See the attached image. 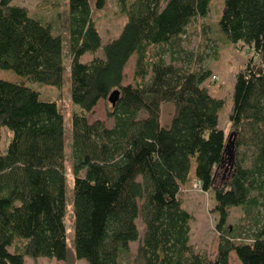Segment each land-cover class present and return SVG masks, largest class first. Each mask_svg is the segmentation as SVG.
I'll return each mask as SVG.
<instances>
[{
    "label": "trees",
    "instance_id": "16d2710c",
    "mask_svg": "<svg viewBox=\"0 0 264 264\" xmlns=\"http://www.w3.org/2000/svg\"><path fill=\"white\" fill-rule=\"evenodd\" d=\"M117 1L125 22L103 43L91 20L103 0H64V33L0 0V71L28 81L0 80V264L71 255L85 264L122 256L127 264H229L231 253L239 264H264V0H220V35L252 53L233 77L226 131L218 124L225 103L204 87L209 72L174 65L187 28L214 0ZM64 84L67 119L59 98L39 94ZM101 101L111 128L87 120ZM169 104L162 126L160 107ZM187 182L211 195L214 253L189 244L192 216L180 199ZM232 210L241 215L229 226Z\"/></svg>",
    "mask_w": 264,
    "mask_h": 264
},
{
    "label": "rangeland",
    "instance_id": "374dc122",
    "mask_svg": "<svg viewBox=\"0 0 264 264\" xmlns=\"http://www.w3.org/2000/svg\"><path fill=\"white\" fill-rule=\"evenodd\" d=\"M56 4L48 7V1L46 0H14V2L25 7L28 12L36 18H40L45 22L52 25L54 31L58 33H64L66 28L64 11V0H53ZM117 0H103L102 6L98 10H92L91 20L94 22V27L98 32L101 42L107 43L110 39L115 38L119 33L121 26L125 22L123 15L119 13L117 6ZM126 3H130L131 0H125ZM94 0H90V5L93 6ZM210 6L209 13L206 19H193L189 28H187V36L189 40L186 42L182 40L180 47L184 50L182 60L174 61L176 67L182 66L187 70L192 68L202 69L209 72L208 78L205 81L204 87L207 93L213 98L222 100L224 104L223 111L220 112L218 124L220 129L226 131L227 125V108L229 106L228 98L230 96L233 87V77L235 73L242 68L244 62L251 57L249 50L245 47L230 46L220 35L218 26L216 25L219 18L220 9L222 4L220 0H214ZM188 27V26H187ZM203 29V31H202ZM95 57H102V53L97 52ZM92 56L82 59V62L89 61ZM170 55L166 53L163 57L164 62H169ZM198 58H200V63ZM256 58V57H255ZM65 59L64 64L67 65ZM256 61V60H255ZM254 61V62H255ZM129 64L124 70L123 84L130 83L132 70H133V57L129 60ZM0 80L9 81L13 83L26 84L25 80L15 78L10 72L0 71ZM61 90H55L51 88H39V94L44 99L61 100L60 105L65 110L66 119L71 112L68 99L67 84L61 87ZM172 105H161L159 112V121L162 126H165L170 119L173 112ZM87 117L90 123L92 121H100L106 128H111L113 121L106 117V112L110 109L107 101L99 102ZM0 147L1 144H0ZM3 148V147H2ZM67 155V160L69 155ZM68 164V163H67ZM67 166V179L66 188L69 191L72 190V181L68 176L69 165ZM222 172V171H221ZM223 173V172H222ZM220 177V174H219ZM216 179L219 183L220 179ZM183 192L180 193L181 205L186 212L192 216V221L189 223V244L194 248L195 252L200 253H214L216 249V243L218 236L214 231L213 219L214 216L210 214V209L213 206L211 195L209 193L202 194L199 192L189 191L188 182L183 185ZM241 213L237 210H232L228 225H235L240 219ZM65 229L69 239L72 238V221L70 219V213L66 214L64 219ZM136 229H138L139 238L143 233L142 224L139 220L135 222ZM229 225V226H230ZM140 241V240H139ZM137 242L131 243L128 246L129 257L131 258L135 253ZM70 245V243H69ZM229 264H239L233 253L229 255ZM126 258L122 256L119 260V264H127ZM24 264H85L83 261H74L72 255L68 257L65 263L49 260V259H36L35 261L26 258Z\"/></svg>",
    "mask_w": 264,
    "mask_h": 264
},
{
    "label": "water",
    "instance_id": "95a60500",
    "mask_svg": "<svg viewBox=\"0 0 264 264\" xmlns=\"http://www.w3.org/2000/svg\"><path fill=\"white\" fill-rule=\"evenodd\" d=\"M116 95V92L115 91H113V93H111L108 97V102H111V100H112V98H113V96H115Z\"/></svg>",
    "mask_w": 264,
    "mask_h": 264
}]
</instances>
